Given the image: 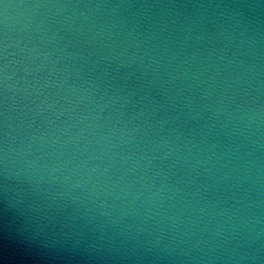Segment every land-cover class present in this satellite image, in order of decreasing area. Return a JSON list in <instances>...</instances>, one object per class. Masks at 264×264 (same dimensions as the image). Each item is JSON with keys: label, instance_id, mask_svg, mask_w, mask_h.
<instances>
[{"label": "clouds", "instance_id": "9594fccd", "mask_svg": "<svg viewBox=\"0 0 264 264\" xmlns=\"http://www.w3.org/2000/svg\"><path fill=\"white\" fill-rule=\"evenodd\" d=\"M0 264H264V0H0Z\"/></svg>", "mask_w": 264, "mask_h": 264}]
</instances>
